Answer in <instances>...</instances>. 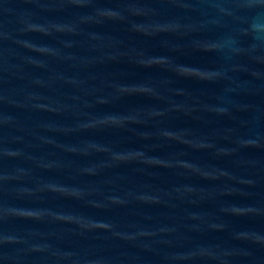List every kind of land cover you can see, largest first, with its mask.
Segmentation results:
<instances>
[{"label": "water", "instance_id": "95a60500", "mask_svg": "<svg viewBox=\"0 0 264 264\" xmlns=\"http://www.w3.org/2000/svg\"><path fill=\"white\" fill-rule=\"evenodd\" d=\"M3 264H264V0H0Z\"/></svg>", "mask_w": 264, "mask_h": 264}]
</instances>
